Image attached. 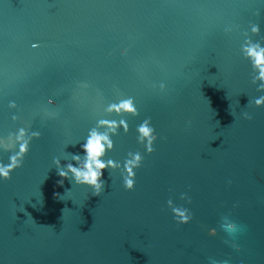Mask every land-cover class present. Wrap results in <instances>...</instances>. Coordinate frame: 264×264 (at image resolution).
<instances>
[{
	"label": "water",
	"instance_id": "95a60500",
	"mask_svg": "<svg viewBox=\"0 0 264 264\" xmlns=\"http://www.w3.org/2000/svg\"><path fill=\"white\" fill-rule=\"evenodd\" d=\"M253 46L264 0H0V264H264Z\"/></svg>",
	"mask_w": 264,
	"mask_h": 264
},
{
	"label": "clouds",
	"instance_id": "9594fccd",
	"mask_svg": "<svg viewBox=\"0 0 264 264\" xmlns=\"http://www.w3.org/2000/svg\"><path fill=\"white\" fill-rule=\"evenodd\" d=\"M253 32H256L257 29L253 27ZM245 51L248 53V55L253 59V65L254 67L258 68L259 70V79L264 82V49H259L258 47H250L245 49ZM257 105L261 103L260 100L256 101ZM110 111H124L127 113H134V108L131 105V101H124L120 103L118 106H112L109 109ZM102 124L106 122H101ZM123 124V122H121ZM109 128H114L115 124H108ZM139 132L143 138L149 137V129L145 126H141L139 128ZM23 133L21 132V136ZM155 139V137H152L151 139H148V144H151V140ZM105 146H107L109 149L111 148V142L108 140L106 135L98 134L96 131H91L88 138L84 142V144L81 146L82 151L85 154V162L83 164V169L80 168H74L72 165H67V169L69 172L73 174V178L78 183H85L91 187L94 188L95 191H98L100 188V184L98 183L99 177L102 174L103 169L105 168V163L100 159V157L103 155L105 151ZM20 151H24V145H21ZM148 151H151V148H148ZM74 160H78V157H73ZM138 160L139 157H136ZM107 166L111 167L113 166L112 161H108ZM7 172L8 169H0V177L7 178ZM58 175L61 178L66 177V173L64 171H59ZM132 173L129 170L128 176L131 177ZM125 184L127 187H131L132 180L127 179L125 181ZM175 211V210H174ZM176 215L179 217L180 223H187L189 217L185 215L184 212H178ZM227 264V262H226Z\"/></svg>",
	"mask_w": 264,
	"mask_h": 264
}]
</instances>
